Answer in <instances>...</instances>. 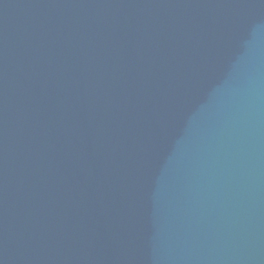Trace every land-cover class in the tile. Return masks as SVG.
Instances as JSON below:
<instances>
[{
  "label": "water",
  "instance_id": "1",
  "mask_svg": "<svg viewBox=\"0 0 264 264\" xmlns=\"http://www.w3.org/2000/svg\"><path fill=\"white\" fill-rule=\"evenodd\" d=\"M0 264H264V0H0Z\"/></svg>",
  "mask_w": 264,
  "mask_h": 264
}]
</instances>
